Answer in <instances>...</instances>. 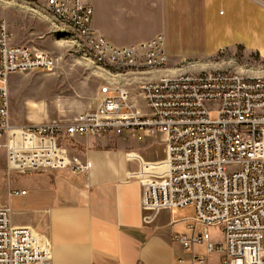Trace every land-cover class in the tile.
<instances>
[{"label":"built area","instance_id":"built-area-1","mask_svg":"<svg viewBox=\"0 0 264 264\" xmlns=\"http://www.w3.org/2000/svg\"><path fill=\"white\" fill-rule=\"evenodd\" d=\"M46 12L82 56L111 74L151 72L169 63L164 34L123 47L109 42L93 27L95 7L90 0H47ZM11 39L0 17V160L6 162L8 173L81 168L68 157L66 135L139 131L164 136L159 158L130 176L141 184L142 202L151 214L147 218L160 209L193 206L195 222L205 225L202 233L196 232L195 224L189 225L193 234L165 230L185 251L206 241L209 251H222V264H264V77L211 69L142 81L138 90L146 111L122 86L114 91L103 86L98 108L81 114L65 129L16 125L10 121L4 88L10 75L49 72L57 58L51 51ZM210 226L220 227L224 243L209 242ZM178 262L186 264L184 258ZM0 264H53L48 234L15 226L10 207H0Z\"/></svg>","mask_w":264,"mask_h":264},{"label":"crops","instance_id":"crops-1","mask_svg":"<svg viewBox=\"0 0 264 264\" xmlns=\"http://www.w3.org/2000/svg\"><path fill=\"white\" fill-rule=\"evenodd\" d=\"M192 1L205 9L194 18L199 19L202 25H211L220 8L224 10L221 9L223 13L219 11L218 16H226L225 26H221V30L217 28L207 46L197 49V53L240 45L264 54V0ZM116 2L110 1V8H115ZM125 2L121 0V4ZM171 2L178 10L184 4L183 0ZM107 17V26L94 22L93 27L112 44L114 40H123L121 37L126 36L123 33L126 25L116 20L113 12L109 11ZM164 36L166 38L165 33ZM166 50L170 55L169 61L170 57L174 59L173 65L157 70H165L164 74L179 71L180 68L174 66V52L168 50L167 38ZM154 71L125 75L99 73L112 84L111 91L121 85L130 93L131 101L145 111L148 106L144 98L140 105L138 86L139 82L156 81L162 77L163 74H159L148 79ZM103 96L98 90L96 101L87 113L98 108ZM80 113L85 114L78 112L51 123L28 125H57L65 129L78 119ZM139 135L143 138L139 139ZM69 139L75 142V146L65 145ZM63 144L72 163L81 168L32 172L29 178L15 180L16 185H13L6 179V162L0 160V207L11 208L14 225L46 232L52 241L53 264H179L185 249L165 230L189 232V225L186 231L175 230L178 222L169 220L175 209H160L152 219H148L151 214L143 205L141 184L130 178L159 158L166 145L165 137L156 139L148 132L139 131L107 137L66 135ZM132 154L136 157L131 158ZM15 189L26 193H13ZM197 224L200 223H195L196 227ZM198 245H205L206 249L197 253L195 247ZM190 252L191 258H184L186 264H222L223 254L219 247L209 251L207 244H194ZM200 258L204 261L201 262Z\"/></svg>","mask_w":264,"mask_h":264},{"label":"rangeland","instance_id":"rangeland-1","mask_svg":"<svg viewBox=\"0 0 264 264\" xmlns=\"http://www.w3.org/2000/svg\"><path fill=\"white\" fill-rule=\"evenodd\" d=\"M110 1L90 0L95 7L93 23L107 26L110 11L115 13L116 20L126 25L123 31L126 36L121 37L123 40H114V45L139 43L159 33L166 35L168 50L174 52V66L180 70L168 74H164L165 70H157L148 79H154L159 74L173 77L188 72L199 73L204 69L232 70L246 76L264 77V54L258 50L232 45L208 53L196 52L207 46L217 28L221 30V26H225L226 16H218L219 10L223 8L217 10L218 15L215 13L211 25H202L199 19L194 18L205 9L192 0H183L184 4L181 3L183 5H180L179 10L171 0H123L126 2L122 4L121 0H117L115 8H110ZM46 4L47 0H0V17L7 22L12 34L11 42L51 51L57 58L55 68L49 72L38 70L10 75L9 110L13 122L20 125L51 123L78 112L87 113L90 110L87 109L96 101L98 90L102 93L103 86L112 87L99 72L112 74L94 64L90 58L82 56L70 36L55 28L56 22L46 12ZM173 61L170 57L168 67L173 65ZM142 99L141 96L140 105L143 104ZM212 116H215L214 112ZM151 135L157 139L156 135ZM65 143L75 146V142L70 139ZM12 172H7L6 179L13 185H16L15 180H25L32 174L18 175ZM195 218L193 206L177 208L169 216V220L178 222L175 224L178 225L175 228L178 231H186L187 225L198 223ZM204 227L201 223L197 224L196 232L202 233ZM188 233L193 234L194 230ZM209 235V242L224 243L220 227L210 226ZM205 249V245L195 247L197 253ZM183 257L191 258V252L184 251Z\"/></svg>","mask_w":264,"mask_h":264},{"label":"bare ground","instance_id":"bare-ground-1","mask_svg":"<svg viewBox=\"0 0 264 264\" xmlns=\"http://www.w3.org/2000/svg\"><path fill=\"white\" fill-rule=\"evenodd\" d=\"M220 11V13L222 14L223 13V11L220 9L219 10ZM4 88L6 89V91H7V95H8V101H9V88H8V85H6V86H4ZM10 109V108H9ZM10 121L11 122H13V120H12V117L10 116Z\"/></svg>","mask_w":264,"mask_h":264}]
</instances>
